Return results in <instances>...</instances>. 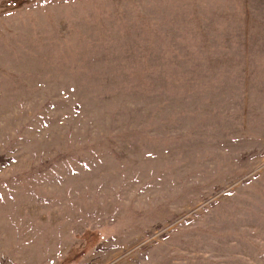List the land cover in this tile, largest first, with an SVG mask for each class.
Returning a JSON list of instances; mask_svg holds the SVG:
<instances>
[{
	"label": "rangeland",
	"instance_id": "1",
	"mask_svg": "<svg viewBox=\"0 0 264 264\" xmlns=\"http://www.w3.org/2000/svg\"><path fill=\"white\" fill-rule=\"evenodd\" d=\"M0 264H264V0H0Z\"/></svg>",
	"mask_w": 264,
	"mask_h": 264
}]
</instances>
